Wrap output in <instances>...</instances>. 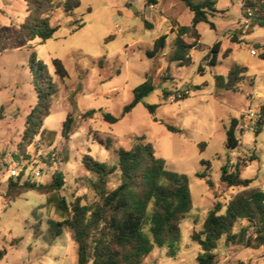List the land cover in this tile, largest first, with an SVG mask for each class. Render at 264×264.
<instances>
[{
    "label": "rangeland",
    "instance_id": "obj_1",
    "mask_svg": "<svg viewBox=\"0 0 264 264\" xmlns=\"http://www.w3.org/2000/svg\"><path fill=\"white\" fill-rule=\"evenodd\" d=\"M247 1L218 0V11L210 17L215 30L204 23L198 25L200 49L192 52L191 66L179 68L170 60L175 43L173 22L190 26L193 14L178 0H158L156 5L147 0H82L74 15L57 10L51 24L59 30L45 43L20 39L21 25L28 16L25 1L0 0V249L8 252L0 264H77L69 233L49 244V222L63 221L59 208L63 199L68 206L78 199L97 201L92 189L95 177L83 164L86 157L114 166L116 152L132 149L140 136L153 145L167 170L188 177L194 207L181 225L176 257H169L167 249H155L144 264H198L201 247L193 241V233L203 229L215 204L223 205L224 214V205L243 191L221 182L222 167L228 164L231 171L238 169L243 179L253 180L251 188L264 190V28L246 18ZM163 35L169 36L166 48L150 58L148 52ZM110 38L115 39L108 42ZM217 42H221L219 60L212 67L209 55ZM55 59L63 62L68 72L65 79L56 74ZM39 62L47 66L44 80L53 88L43 123L47 131L23 141L27 118L39 100L32 72ZM234 65L246 67L255 78L253 87L245 83L243 94L215 85V76L226 77ZM147 78L155 89L143 103L118 123L105 122L103 113L121 117L134 90ZM165 92L173 94L166 101ZM184 93L189 97L176 102L175 96ZM145 104L160 107L151 115ZM91 110L96 113L85 117ZM69 116L72 130L65 137ZM232 119L239 120L236 134L241 145L236 150L226 147ZM166 125L180 132H170ZM18 154L31 164L25 181L35 178L30 181L51 184L60 173L63 189L19 195L8 208L4 196L13 165L21 166L14 159ZM40 171L41 176L35 177ZM119 176L111 177L109 188L118 186ZM215 253L216 264H264V248L228 245L225 238Z\"/></svg>",
    "mask_w": 264,
    "mask_h": 264
},
{
    "label": "trees",
    "instance_id": "obj_2",
    "mask_svg": "<svg viewBox=\"0 0 264 264\" xmlns=\"http://www.w3.org/2000/svg\"><path fill=\"white\" fill-rule=\"evenodd\" d=\"M23 1L28 6V16L21 25L20 39L27 43L36 39L45 43L52 39L59 30V27L51 24L57 10L62 9L65 13L74 15L82 6V0ZM178 1L184 3L193 14L190 26L173 22L172 34L175 35V43L170 60L181 68L191 66L192 52L200 49L198 42L202 36L197 29L198 25L204 23L209 25L211 30H215V24L210 21V17H214V13L218 11V0ZM147 3L156 5L158 0H147ZM244 11L253 26L264 28V0H248L244 5ZM82 27V24L79 25L73 32ZM151 28L149 26V29ZM168 38V35H163L157 39L154 50L148 52V56L154 58L164 50ZM114 39L110 38L108 42ZM188 39L193 42L189 43ZM220 49L221 42L212 47L209 55L210 66L218 65ZM225 58H228L227 54ZM53 65L61 79L68 77L61 60H53ZM38 66V69L32 66V72L39 100L27 118L23 141L42 136L47 131L43 129V123L49 114L53 88L50 82L44 80L43 75L48 72L47 66L42 62H39ZM248 74L249 70L246 67L234 65L226 77L215 76V85L218 89L232 94H243L246 82L250 83V87L255 84V78ZM154 89L152 80L147 78L134 90L133 100L124 107L121 117L103 113L105 122L116 124L121 121L143 103ZM171 96L173 94L165 92V101ZM188 97L185 93L182 96L177 95L175 101ZM159 107L160 105L145 104L151 115H155ZM95 113V110H91L85 117ZM72 124L73 119L69 116L64 123L65 137L71 133ZM238 126L239 120L232 119L230 127L226 130V147L229 150H236L241 145L236 134ZM166 127L170 132H180L171 125ZM259 133L260 131L257 132L258 135ZM116 153L118 161L114 166L100 163L90 156L84 159L85 168L95 177L92 189L97 201L89 203L78 199L68 206L63 199L59 203V208L64 219L61 222H49L47 232L49 244H53L65 232L69 233L76 247L77 264H144L155 249H167L169 257H176L177 245L182 239L181 225L194 208L188 177L167 170L165 162L156 156L153 145L144 136L135 139L132 149H119ZM14 159L21 168L16 177L11 176L12 180L4 196L8 208L19 195L32 191L52 194L63 189L64 178L60 173L54 175L51 184L30 181L35 178L25 181L24 175L31 164L20 154L15 155ZM203 165L210 166V163L203 162ZM117 173L120 174L119 184L111 189L110 179ZM221 182L228 188H242L243 191L234 195L229 203L224 205L226 207L224 214L223 205L215 204L204 222L203 229L193 233V241L201 247L197 257L198 264H216L215 251L224 238L228 245H246L250 249L264 248V190L251 188L253 180L243 179L239 170L231 171L228 164L222 167ZM244 222L247 226H244ZM237 227H240L239 232L235 231ZM7 254L5 248L0 249V263Z\"/></svg>",
    "mask_w": 264,
    "mask_h": 264
},
{
    "label": "built area",
    "instance_id": "obj_3",
    "mask_svg": "<svg viewBox=\"0 0 264 264\" xmlns=\"http://www.w3.org/2000/svg\"><path fill=\"white\" fill-rule=\"evenodd\" d=\"M253 55H256V51L253 50L252 51ZM19 173V166H17L16 164L13 165V170L11 171V175L12 177H16ZM41 176V171L36 173L35 177H40Z\"/></svg>",
    "mask_w": 264,
    "mask_h": 264
}]
</instances>
